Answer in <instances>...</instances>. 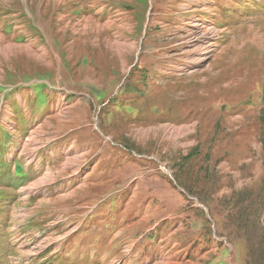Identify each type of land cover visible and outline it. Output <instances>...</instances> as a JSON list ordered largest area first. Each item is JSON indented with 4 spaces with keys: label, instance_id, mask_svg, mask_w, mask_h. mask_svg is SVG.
<instances>
[{
    "label": "rangeland",
    "instance_id": "rangeland-1",
    "mask_svg": "<svg viewBox=\"0 0 264 264\" xmlns=\"http://www.w3.org/2000/svg\"><path fill=\"white\" fill-rule=\"evenodd\" d=\"M1 137L10 264H264V0H0Z\"/></svg>",
    "mask_w": 264,
    "mask_h": 264
},
{
    "label": "trees",
    "instance_id": "trees-1",
    "mask_svg": "<svg viewBox=\"0 0 264 264\" xmlns=\"http://www.w3.org/2000/svg\"><path fill=\"white\" fill-rule=\"evenodd\" d=\"M37 88H36V90L37 89H39V90H41V92H43L44 90H45V88H41V87H39V86H36ZM39 90H38V96H39V94H41V92H39ZM39 99V98H38ZM45 103H47L48 102V100H50V99H48V95H46V93H45V96L43 97V98H41ZM25 117H20L16 122H18V124H20V122L22 121V120H25L24 119ZM18 129H20V130H22V129H27L28 128V125H27V123H26V121H24L23 123H22V126H21V128L20 127H17ZM6 137V136H5ZM4 137V138H5ZM6 145H5V142H4V140H2V137L0 138V149L1 148H4ZM7 154L8 153H3V154H0V180H1V177H2V175H5L7 172H9V173H7V174H9V175H12V176H15L16 178H14V179H10V180H12L11 181V183H15V182H21V181H23V177H21L22 175H21V173H20V171L19 170H17L15 173H12L10 170H8L7 168H6V166L8 165V163H7V160H5V159H3L5 156H7ZM3 182V186L5 187V189H10V186H13V187H11V188H14L15 187V185H12V184H7V182H5V181H2ZM1 183V182H0ZM5 189H3L1 186H0V244H2V242H3V240H4V236H3V234H4V227H5V224L4 223H2V221H4V218H7V221H10V219H11V213H10V211H8L7 210V205H8V198L10 197L9 196V192L7 191V190H5ZM8 238V235H7V237H6V240H8L7 239ZM0 248L3 250H1L0 249V264H6L7 262H8V255L6 254V252H4L5 250H4V248H2L1 246H0ZM56 260V259H55ZM33 263V262H32ZM31 263V264H32ZM49 264H53L52 262H49Z\"/></svg>",
    "mask_w": 264,
    "mask_h": 264
},
{
    "label": "bare ground",
    "instance_id": "bare-ground-1",
    "mask_svg": "<svg viewBox=\"0 0 264 264\" xmlns=\"http://www.w3.org/2000/svg\"><path fill=\"white\" fill-rule=\"evenodd\" d=\"M208 53H209L208 51H207V52L204 51L202 55H206V54H208ZM198 60H201V58H198ZM197 63H198V62H197Z\"/></svg>",
    "mask_w": 264,
    "mask_h": 264
},
{
    "label": "water",
    "instance_id": "water-1",
    "mask_svg": "<svg viewBox=\"0 0 264 264\" xmlns=\"http://www.w3.org/2000/svg\"><path fill=\"white\" fill-rule=\"evenodd\" d=\"M144 38L142 39V42H143ZM138 61V60H137ZM205 209V208H204ZM206 210V209H205Z\"/></svg>",
    "mask_w": 264,
    "mask_h": 264
}]
</instances>
